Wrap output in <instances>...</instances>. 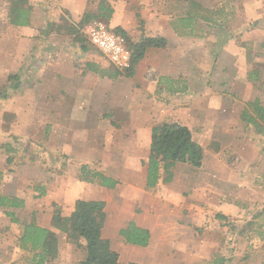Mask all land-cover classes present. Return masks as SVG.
<instances>
[{
  "label": "crops",
  "instance_id": "obj_1",
  "mask_svg": "<svg viewBox=\"0 0 264 264\" xmlns=\"http://www.w3.org/2000/svg\"><path fill=\"white\" fill-rule=\"evenodd\" d=\"M24 1L30 9L29 23L13 26L9 0H0V16H5L6 31L14 37L0 33V74L26 77L23 69L32 65L37 85L12 94L11 104L0 99V147L5 148L0 149V194L19 197L22 191L19 174H8L4 182V173L14 169V161L8 164L1 151H12L9 145L15 140L38 141V132L46 129L49 151L63 155L67 170L62 175L51 171L45 176V187L39 184L45 188V202L69 212L77 200L103 202L101 235L117 253L119 264H198L203 261L201 251L195 250L200 239L227 231L230 221H239L231 215L244 213L240 208L264 209V135L241 120L246 104L258 100L264 107V0H231L225 9L220 4L225 0ZM110 2L108 30L120 28L133 35L134 25L122 18L129 13L132 19L136 8L144 30L133 39L166 40L164 48H147L127 79L102 76L116 70L103 66L91 54L94 48L78 43L68 32L76 28L85 38L86 30L96 24L80 25L82 19L89 15L90 21L97 20L99 5L108 7ZM181 4L188 5L184 13L178 11ZM194 7L223 18L230 15L232 21L221 17L213 25L211 18L205 21L206 30L198 31ZM66 14L69 19L61 18ZM185 18H190L188 27L178 26L177 20ZM89 65L99 73L90 71ZM160 105L175 116L164 123L184 124L190 130L202 147L203 160L199 168L175 164L168 183L160 169L157 185L147 188L143 161L149 156L152 128L162 124L150 123L149 113ZM139 112H145L142 118ZM110 113H125L130 119L113 122L106 115ZM189 113L195 125L181 119ZM83 167L113 179L115 188L101 187L97 180L81 181ZM22 210H10L19 223L30 220L21 219ZM51 216H43L40 222L42 217L35 219L57 236V257L45 264H78L85 258L84 251L51 227ZM4 221L10 222L0 208V223L7 230L0 234V264H19L21 253L28 254L26 263H31L32 254L17 247L12 233L17 235L18 230ZM129 222L149 232L146 247L127 244L119 236ZM262 240L251 242L257 245L252 264H264Z\"/></svg>",
  "mask_w": 264,
  "mask_h": 264
},
{
  "label": "trees",
  "instance_id": "obj_2",
  "mask_svg": "<svg viewBox=\"0 0 264 264\" xmlns=\"http://www.w3.org/2000/svg\"><path fill=\"white\" fill-rule=\"evenodd\" d=\"M98 11L99 14L95 19L108 21L111 14L109 7L102 3L99 5ZM29 15L30 9L27 7L26 1L9 0V23L11 25H28ZM91 18L93 17L85 16L80 25L88 23ZM189 22L190 18L177 20L178 26L180 25L184 28L188 27ZM206 22L210 21L207 20ZM110 31L122 36L131 52L130 68L124 71L127 77L132 75L135 65L142 59L147 48H164L166 46V40L162 37H142L143 39L140 42L132 43L122 29L115 28ZM68 32L76 36L78 43H86L85 38L82 34H79L76 28L70 27ZM85 47L87 48L86 45ZM88 69L99 73L91 65L88 66ZM117 73L118 70H116V74L107 71L101 73V75L113 78L118 76ZM14 79H17L16 76H14ZM241 120L246 125L253 126L257 134L264 135V107L260 105L258 100L246 104L241 113ZM202 160V147L192 139L190 130L186 126L178 123H162L154 126L151 130L149 156L143 161V165L146 167V187L154 188L157 185L160 179V169L163 170L165 175L163 181L168 183L171 181V169L175 164H189L194 168H199ZM79 179L88 183H93V180H97L101 187L107 189H113L117 184L116 181L109 177L87 171L85 167L81 168ZM33 190L38 192L37 198L45 195L43 186L36 185ZM24 206L25 202L23 199L0 194V208L4 209V216L9 218L11 223L19 224L17 247L23 252L32 254L31 263L29 264L48 263L57 257V236L50 229L37 225L34 213L31 214L29 221L19 223L14 213L10 210L22 209ZM53 206L51 227L64 233L70 243L75 244L77 248L82 249L85 253V258L78 264H119L117 253L111 250L109 242L101 235L105 220L103 202L77 200L67 216H62V207ZM259 216H262V213L258 214V218ZM215 218L224 219L218 215ZM251 225L253 227L255 224L252 223ZM256 226H254V231H256ZM258 226L260 227V225ZM119 236L125 243L140 247H146L150 237L147 230L138 228L132 222H129L125 228L119 230Z\"/></svg>",
  "mask_w": 264,
  "mask_h": 264
},
{
  "label": "rangeland",
  "instance_id": "obj_3",
  "mask_svg": "<svg viewBox=\"0 0 264 264\" xmlns=\"http://www.w3.org/2000/svg\"><path fill=\"white\" fill-rule=\"evenodd\" d=\"M231 3H233V1L225 0V1H222L220 4L223 5L222 7L225 9V8H229V6H231ZM110 4H111V2L109 4H107V6L109 8L111 6ZM133 4L135 5V3H133ZM90 5L93 6V2H91ZM180 7H181V10L179 9L178 11H181L182 13H184L188 10L187 4H181ZM173 8H174V5L170 8V11H172ZM176 8H179V6ZM191 10H193V11L196 10L195 11L196 14L198 13V16H199L197 19L198 25L196 26L199 28L198 31L202 30L204 32L206 30L205 25H207V24L205 23V20L206 21L211 20V18H212L214 20L213 25H216L218 20H221L220 18L222 17L221 15L218 16L216 14H211L210 11L207 12V11L203 10V8L198 9V8L194 7V9L191 8ZM133 11H134L133 12L134 16L132 19L130 17L131 14H129V13H128V15L124 14L125 16H128V17H123L122 19H127L129 24H131L132 26L134 25L135 33L133 35L129 33V35H127V36L129 38L130 42L137 43L139 40L138 41L134 40L133 36L134 35L137 36L138 33H140V32L142 34L144 29H143V21L141 20L140 15L136 12L137 9L134 8ZM229 17H230V15L227 18L222 17V19H226L228 21V23H230V21H232V19ZM3 18H5V16H2V17L0 16V30H2L0 33H2V34L7 33L8 35H6L5 38H9L13 34L8 33L6 31V28H5L4 23H3ZM61 18L69 19V17H67V14H66V17H61ZM88 23H90V24L102 23L104 26H106V27L108 26L107 28H109L108 21H102V20L97 19V20H91V21L89 20ZM225 36H227V34ZM11 37H13V36H11ZM137 39H138V37H137ZM215 39H216V37H215ZM90 52H92L91 54H94L96 57H99L100 60H102V62L104 63L103 66L104 65H106V66L110 65V64H108L106 59L104 57H102V55L98 51H96L95 49H93ZM25 56H26V54L24 55V57ZM28 56H31V54L29 53ZM28 59H29V57H28ZM38 65L39 64H37L36 67ZM109 67L113 70V67L111 65ZM32 68H34V66H32V65L24 68L23 70L24 71L26 70V74H27L26 77H23V75H18L21 78H17V79H14V76H16V75H13L10 73L0 74V99L3 98V100L10 102V103H5V104H11L14 102L15 99L12 98V94H15V93L17 94L21 91L26 92L27 90H29L31 88V86L33 88L37 86L35 84V79H34L35 77H33V75H32ZM118 75H119L118 77L120 79L121 78L127 79L124 71H118ZM160 99H164V97L160 98ZM97 103L99 105V101ZM152 109H153V111L150 110V113H149L150 114V116H149L150 123L159 124V123H164V122H170L175 118V116L169 115V114H171L170 110L166 111L165 110L166 108L163 105H160L157 107L154 106V107H152ZM163 110H165V111H163ZM143 114H145V112L144 113L139 112L137 114V116L139 118H142ZM106 115H108V117L112 118L113 122L120 121V120L128 121L130 119V117H129V119L127 118L125 113H123V114H121V113L111 114L110 113V114H106ZM198 115H200L199 108H198ZM134 116H135V114H134ZM177 119H180V118L178 117ZM181 119L183 121L188 120L189 125H195L196 124L193 121V119L191 118L190 113L185 115L184 117L181 116ZM199 120H201V118ZM183 121H181V122L178 121V122L179 123H185ZM31 123L33 124L34 122H31ZM182 125H184V124H182ZM44 132H46V129H44V130L41 129L38 132L39 135L41 136L38 141H37V139L36 140H30V139L15 140L13 143H10V145H9V146H12V151H9L8 149H6V152H4V153L1 151V154L4 156V158L6 159L8 164H9V160H10V162L14 161L13 165L11 166L14 169L10 170L8 172L6 170V172L4 173L6 176L4 182H7L8 174H11V173L19 174L20 176H18V177H21L19 180L22 181L21 187H20V188H22V191H21V193H17V196L22 198L24 200V202H25V200L27 202L25 204V206L22 208L23 209L22 213H21V219L22 220L30 219L32 213H34L35 219H37V218L39 219L42 217L41 219H39V222H40V220H43V218H44L43 216L52 215V211L54 209L53 204L48 205L45 202L44 197L46 194L41 197L42 199L40 197L37 198L36 196L38 195V192H34L33 187L36 185H39V184L43 185L45 180H46L45 176L48 175V173H51V171H55L58 175H62L67 170V160H65L63 155L61 153H58V152L51 153V151H49L50 149L48 148V146L46 145V142H45L48 134H47V132L44 134ZM0 149L2 150L5 148L0 147ZM0 176H2V173H0ZM2 179H3V176L0 177V182ZM6 188H5V190H6ZM31 192H33V193H31ZM57 206L59 207L60 205H57ZM235 209H237V211H238L239 208L236 206ZM240 210L244 212L242 215H240L238 213L231 215L232 218H234L235 220H239V221L238 222L230 221L227 224V226L225 227L227 229V231H225V232L219 231V233H216L214 235H210V238L208 240H202V239L199 240L201 242H198L197 248H195V250L197 249L198 251H201L203 261L199 262L198 264H252L255 261V255H254L255 249L254 248L257 247V245H254V243H251V242H253L254 240L263 241L262 239L264 237V229H263L264 228V211H263L264 209L260 208V209H258L257 212H254L252 210L250 211L248 208H245V209L240 208ZM68 212H69L68 208H66V207L61 210L62 216H67L69 214ZM260 213H262V216H259V218L255 219V216L258 217V214H260ZM248 218H249V221L252 220L251 223H248L249 222V221H247ZM7 219H9V218H7ZM221 221L223 222L224 220H221ZM4 222H5V224H12L13 230H15V229L18 230L17 235H16V233H12L14 236H16V238H18L19 224H13V223H10L8 221H4ZM253 222L255 224L254 226H256V224H257L256 231H254V226L252 227V225H251ZM0 225H1L0 234H3L7 230H3V227H2L3 224L2 223H0ZM258 225H260V227ZM2 238H3V235H2ZM219 239L222 240V241H220L221 242L220 246H219ZM9 242L11 243V242H13V240L10 238ZM60 247H61V245H60ZM28 256L29 255L26 253H24V255H22V253H21L17 262L19 264H27L26 258ZM52 262H51V264H52ZM53 264H59V263L56 262Z\"/></svg>",
  "mask_w": 264,
  "mask_h": 264
},
{
  "label": "built area",
  "instance_id": "obj_4",
  "mask_svg": "<svg viewBox=\"0 0 264 264\" xmlns=\"http://www.w3.org/2000/svg\"><path fill=\"white\" fill-rule=\"evenodd\" d=\"M88 46L98 51L116 70L130 68L131 52L125 39L108 30L102 23L89 27L85 32Z\"/></svg>",
  "mask_w": 264,
  "mask_h": 264
}]
</instances>
